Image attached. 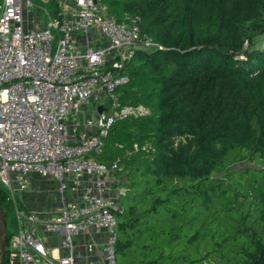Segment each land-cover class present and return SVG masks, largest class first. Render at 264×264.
Wrapping results in <instances>:
<instances>
[{
	"label": "trees",
	"instance_id": "1",
	"mask_svg": "<svg viewBox=\"0 0 264 264\" xmlns=\"http://www.w3.org/2000/svg\"><path fill=\"white\" fill-rule=\"evenodd\" d=\"M99 2L160 46L135 50L116 88L149 113L116 119L95 155L119 159L120 264H264V24L243 31L264 0Z\"/></svg>",
	"mask_w": 264,
	"mask_h": 264
},
{
	"label": "built area",
	"instance_id": "2",
	"mask_svg": "<svg viewBox=\"0 0 264 264\" xmlns=\"http://www.w3.org/2000/svg\"><path fill=\"white\" fill-rule=\"evenodd\" d=\"M56 2L54 13L43 8L44 22L31 0L0 4V184L16 221L6 256L9 264H78L73 237L93 227L107 233L101 264H118L119 159L101 162L90 153L100 152L116 119L149 113L141 104L119 106L113 92L128 82L122 69L135 50L160 46L140 37L138 17L117 21L99 0ZM88 101L95 108L86 114ZM29 174L58 183L56 215L19 207ZM38 223L61 235L67 255L52 256L35 234Z\"/></svg>",
	"mask_w": 264,
	"mask_h": 264
},
{
	"label": "crops",
	"instance_id": "3",
	"mask_svg": "<svg viewBox=\"0 0 264 264\" xmlns=\"http://www.w3.org/2000/svg\"><path fill=\"white\" fill-rule=\"evenodd\" d=\"M88 102H90L91 111H94L95 107H93L92 102ZM84 106L85 109H88L87 104ZM25 178L27 180V189L21 191L17 196L19 207L26 211L37 213L41 218L56 215L61 203L60 193L57 188L58 183L51 177L43 178L36 174H29ZM117 188L122 189L121 187ZM14 223V231L11 235L16 231V221ZM35 234L49 249L52 256L67 255L68 251L60 245L61 235L46 230L40 223L35 226ZM106 236L105 230H96L93 227H89L86 232L74 236L73 254L76 262L78 264H101L100 249ZM88 244L93 245L92 250L87 249ZM5 248L7 249V245ZM7 263L9 264L8 260Z\"/></svg>",
	"mask_w": 264,
	"mask_h": 264
},
{
	"label": "rangeland",
	"instance_id": "4",
	"mask_svg": "<svg viewBox=\"0 0 264 264\" xmlns=\"http://www.w3.org/2000/svg\"><path fill=\"white\" fill-rule=\"evenodd\" d=\"M31 2H33L35 5H37V6H39V7H37V12L41 15V17L43 18V22H44V20L46 19V17H45V15H44V11H43V8H47L50 12L52 11L51 10V6L54 4L55 5V8L54 9H57L58 8V6H57V2H56V0H48V2L46 3V2H43L42 0H31ZM0 3H1V0H0ZM52 13V12H51ZM33 18V15L32 14H29L28 15V19L30 20V19H32ZM262 24H264V16L260 19V21L259 22H257V23H247V24H245L244 26H243V31L244 32H246V33H251V32H255V28L257 27V25H262ZM40 26V25H39ZM54 32V31H53ZM254 41L256 42V45H259V46H261V45H264V35H261V34H258V35H256L255 37H254ZM245 44H246V42H245ZM114 93V95H118V91H117V89L113 92ZM87 105H88V111L87 112H85L86 114L88 113V112H91V108H90V102H88L87 103ZM81 118H83V114H81L80 115V118L79 119H81ZM102 150L103 151H105V150H107L106 149V147H103L102 148ZM95 155H96V153L95 152H91L90 153V156H93L94 158H95ZM96 159V158H95ZM248 165H252V163L249 161V159L248 158H245V159H243L242 161H240V162H237V163H235L234 165H233V168H235V169H243L245 166H248ZM117 187H119V186H115L114 185V193L116 194L117 193V191H118V188ZM0 188L1 189H3V187H2V185L0 184ZM123 189V188H122ZM8 208L9 209H7V208H5L4 207V209L7 211V210H9V214H8V223H9V227H8V229H9V232H11V230L14 228V226H15V223H14V221H15V218H14V211H13V209H12V206H11V204H9L8 203ZM115 230H116V228H115ZM9 243V235L7 234V236H6V244H8ZM6 246V245H5ZM5 253H6V255H7V252H6V250H5ZM116 260H117V263H119L120 264V262L122 261V256H120V255H118V254H116Z\"/></svg>",
	"mask_w": 264,
	"mask_h": 264
},
{
	"label": "water",
	"instance_id": "5",
	"mask_svg": "<svg viewBox=\"0 0 264 264\" xmlns=\"http://www.w3.org/2000/svg\"><path fill=\"white\" fill-rule=\"evenodd\" d=\"M6 236H7L6 218L0 200V264L5 263Z\"/></svg>",
	"mask_w": 264,
	"mask_h": 264
}]
</instances>
